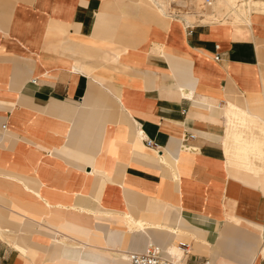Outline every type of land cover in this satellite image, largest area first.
Masks as SVG:
<instances>
[{
    "label": "crops",
    "instance_id": "0c3cea01",
    "mask_svg": "<svg viewBox=\"0 0 264 264\" xmlns=\"http://www.w3.org/2000/svg\"><path fill=\"white\" fill-rule=\"evenodd\" d=\"M175 1L1 0L0 264H264V10Z\"/></svg>",
    "mask_w": 264,
    "mask_h": 264
},
{
    "label": "bare ground",
    "instance_id": "6f19581e",
    "mask_svg": "<svg viewBox=\"0 0 264 264\" xmlns=\"http://www.w3.org/2000/svg\"><path fill=\"white\" fill-rule=\"evenodd\" d=\"M203 1L206 4L210 5L211 14L212 13H216V12L220 13L221 12V7L231 8L233 10V12L232 11L231 12L233 14H235L236 17H237V18H234V19H232L230 21L234 25H236L238 22H240L242 20L244 22H250V16H249L250 15V10H249V7L251 6V4H252V2L254 0H209V2H207V0H203ZM166 2H167V0L166 1L165 0H161L160 3L165 5ZM205 14H207V13H205ZM197 16H199V15H197ZM234 114H235L236 118H238L245 126H247L248 134H250L251 137L255 136V138L253 140V144H252V147H251L252 149L251 150L254 153H256L255 156H257L259 158H263L264 157V153H263L264 152V150H263V148H264V121H261L260 119H257V118L247 117V116H245L244 112H242L241 110L236 111ZM257 131H258V133L256 134ZM239 136H241V135H239ZM245 146H247V145H245ZM257 172H258L259 175L261 173H264V164L259 166V169H258ZM180 251H181V254H182L183 250L181 249ZM127 252L128 251H126V250H121L120 251V256L122 257V259H124L126 261L128 259V253ZM173 256H174V259L177 260L181 264L182 257H179L177 255H173Z\"/></svg>",
    "mask_w": 264,
    "mask_h": 264
},
{
    "label": "rangeland",
    "instance_id": "374dc122",
    "mask_svg": "<svg viewBox=\"0 0 264 264\" xmlns=\"http://www.w3.org/2000/svg\"><path fill=\"white\" fill-rule=\"evenodd\" d=\"M12 1H14V0H12ZM186 1L188 4L187 5L188 7L180 6V4L177 1H175L173 3V6H172L173 8H170L171 15L175 16V15H182L184 13H189V14H193L196 16L197 15L200 16V15L204 14V17H202V19H205V21H203V22H210V23H221L223 21H231L232 19L237 18L236 15L232 13L233 10L231 8L221 7L220 13L216 12V13L211 14L210 5L206 4L203 0H186ZM0 2H1V0H0ZM141 3L145 4L144 2H141ZM147 6L151 7L149 5H147ZM151 8L156 12L155 8H153V7H151ZM251 9H252V12H257V11H260L262 9L264 10V0H254L251 4ZM205 13H207V14H205ZM206 18H209V19H206ZM260 109H262V108L260 107ZM0 214H1V210H0ZM256 231H258V233H259V240H258V243H256V250H257V252H259L262 245H263L264 238L261 236L259 230H254L253 233ZM257 246H258V249H257Z\"/></svg>",
    "mask_w": 264,
    "mask_h": 264
},
{
    "label": "built area",
    "instance_id": "2783aa9c",
    "mask_svg": "<svg viewBox=\"0 0 264 264\" xmlns=\"http://www.w3.org/2000/svg\"><path fill=\"white\" fill-rule=\"evenodd\" d=\"M207 2H209V0H207ZM218 48L219 45H216V49ZM215 58L220 59V55L217 53ZM34 82H36V80H34ZM139 136L147 147L160 151V146L156 144L154 140L149 139L143 131H139ZM194 137L195 134L189 133L184 136V141ZM127 253V264H180L174 259V256L167 257L164 255L162 248L153 242L148 243L142 251H128Z\"/></svg>",
    "mask_w": 264,
    "mask_h": 264
}]
</instances>
